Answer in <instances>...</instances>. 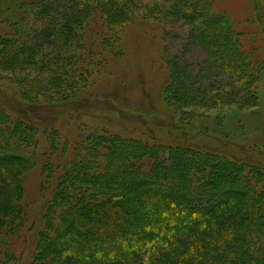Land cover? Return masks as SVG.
<instances>
[{
  "label": "trees",
  "instance_id": "trees-1",
  "mask_svg": "<svg viewBox=\"0 0 264 264\" xmlns=\"http://www.w3.org/2000/svg\"><path fill=\"white\" fill-rule=\"evenodd\" d=\"M13 1L29 13L0 30V83L18 89L13 106L0 96V264H264L263 171L177 142L87 132L75 113L88 49L109 41L87 40L95 15L110 30L188 27L186 40L217 70L196 76L190 62L165 57L177 111L232 97L254 103L258 74L226 14L207 0H0ZM54 116L55 125H41ZM28 179L40 180L33 198ZM39 203L33 241L19 255L17 238Z\"/></svg>",
  "mask_w": 264,
  "mask_h": 264
},
{
  "label": "rangeland",
  "instance_id": "rangeland-1",
  "mask_svg": "<svg viewBox=\"0 0 264 264\" xmlns=\"http://www.w3.org/2000/svg\"><path fill=\"white\" fill-rule=\"evenodd\" d=\"M151 1L144 0L143 5L147 6ZM207 1L217 14H226L229 25L239 34L240 44L251 56L254 72L258 74V94L254 103L246 105L244 99L240 101L232 97L223 99L216 107L198 106L177 111V107L166 98L169 93L173 94L171 89L176 77L167 76L169 66L166 67L165 57H168L167 61L190 62L196 76L217 70L216 64L210 60L209 64L197 45L186 40L188 27L174 21H161L157 25L139 26L135 23L126 30H110L103 18L95 15L89 23L91 28L86 29L89 33L86 34L87 40L96 39L95 35L103 33L109 41L103 43L96 40L88 49L91 55L85 65L89 69V79L84 86L86 89L80 110L75 113L87 132L106 131L109 135L148 144L161 142L167 147L177 142L192 151L219 155L264 173V0ZM20 3L0 2V30L5 24L28 16V8ZM136 13L143 12L138 7ZM142 16L140 18L148 19V15L143 13ZM94 27L97 32L91 34ZM0 87L3 91L0 96L11 104V95L18 89L7 82H1ZM167 88L170 90L165 92ZM16 98L20 99V96ZM166 103L171 106L169 109ZM23 106L26 107V104ZM55 117L46 119L41 125H55L59 121ZM186 137L190 139L184 141ZM38 142L37 152H46L47 143L42 134ZM34 181L28 179L24 184L29 189L27 196L30 198L36 195L40 180ZM249 190L244 189L250 193ZM251 196L257 201L253 194ZM41 208L42 203H39L28 214L27 223L17 238L19 255V249H25L33 241L32 227L39 219ZM184 222L192 223L188 219Z\"/></svg>",
  "mask_w": 264,
  "mask_h": 264
}]
</instances>
